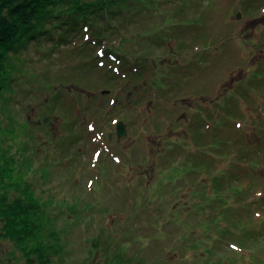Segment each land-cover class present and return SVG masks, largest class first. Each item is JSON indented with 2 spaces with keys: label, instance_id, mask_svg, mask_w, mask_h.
Masks as SVG:
<instances>
[{
  "label": "rangeland",
  "instance_id": "374dc122",
  "mask_svg": "<svg viewBox=\"0 0 264 264\" xmlns=\"http://www.w3.org/2000/svg\"><path fill=\"white\" fill-rule=\"evenodd\" d=\"M133 1L117 44L146 63L143 78L50 42L12 56L0 92V141L30 161L61 264H264V0ZM188 63L204 64L184 77ZM154 80L163 87L145 94ZM243 81L256 84L239 100L245 116L217 135L239 143L189 129ZM252 142L262 151L239 160Z\"/></svg>",
  "mask_w": 264,
  "mask_h": 264
},
{
  "label": "trees",
  "instance_id": "16d2710c",
  "mask_svg": "<svg viewBox=\"0 0 264 264\" xmlns=\"http://www.w3.org/2000/svg\"><path fill=\"white\" fill-rule=\"evenodd\" d=\"M129 6V0H0V92L12 78V56L29 45L42 46L50 42L56 47L77 48L85 58L82 60L92 69L104 66L108 72L112 71L109 68L112 67L117 73L131 74L135 79L143 78L146 63L141 58L138 62L134 61L132 54L117 44L120 35L116 21L125 16ZM201 66L195 68L194 64L188 63L187 68L179 69V74L184 77L197 75L196 71ZM159 82H150L145 94L150 95L155 88L163 87ZM241 83L242 90H233L231 98L221 95L205 107L199 106L195 118L188 120L189 129L197 131L210 127L211 138H217L221 144L239 143L238 137L230 141L217 135L226 136L234 122L245 116L244 110L239 109V100L242 94L249 97L256 84ZM261 109L264 112V107ZM110 112L112 116L123 113L111 108ZM3 136L6 137H0ZM257 136L260 137L258 132ZM250 144L245 145V152L238 153L239 160L248 162L251 154L247 157L246 152L253 151L255 147L258 153L262 151L261 144L248 146ZM209 146L213 150L220 149L219 145L212 143ZM13 153L10 145L0 141V264H61L65 251L61 231L52 223L50 214H47L35 191V184L27 171L30 166V161L25 158L27 156L23 159L22 152L19 153L21 156ZM189 155L192 157V153ZM207 164L210 161L206 160ZM224 176L227 180L232 178L231 173ZM219 214L227 216L231 213L221 207Z\"/></svg>",
  "mask_w": 264,
  "mask_h": 264
},
{
  "label": "water",
  "instance_id": "95a60500",
  "mask_svg": "<svg viewBox=\"0 0 264 264\" xmlns=\"http://www.w3.org/2000/svg\"><path fill=\"white\" fill-rule=\"evenodd\" d=\"M237 17H239V13H237ZM126 133V130L124 128V123L119 120L117 123H116V134L118 136H124Z\"/></svg>",
  "mask_w": 264,
  "mask_h": 264
}]
</instances>
